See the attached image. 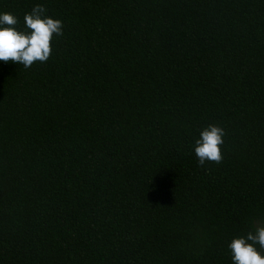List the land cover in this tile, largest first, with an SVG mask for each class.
Listing matches in <instances>:
<instances>
[{"label": "trees", "instance_id": "trees-1", "mask_svg": "<svg viewBox=\"0 0 264 264\" xmlns=\"http://www.w3.org/2000/svg\"><path fill=\"white\" fill-rule=\"evenodd\" d=\"M60 19L0 61V264H233L264 223V0H0ZM225 129L223 161L195 140ZM257 249L264 253V249Z\"/></svg>", "mask_w": 264, "mask_h": 264}, {"label": "clouds", "instance_id": "clouds-1", "mask_svg": "<svg viewBox=\"0 0 264 264\" xmlns=\"http://www.w3.org/2000/svg\"><path fill=\"white\" fill-rule=\"evenodd\" d=\"M18 18L10 12H0V61L13 62L31 68L34 63H45L51 53L53 36L63 35V23L47 15L44 5L33 6L24 14L26 30H18ZM225 129L209 124L200 131L195 140L194 151L200 166L206 162L220 164L223 161L221 145ZM264 223L257 224L254 231L245 236L234 237L228 244L233 264H264Z\"/></svg>", "mask_w": 264, "mask_h": 264}]
</instances>
